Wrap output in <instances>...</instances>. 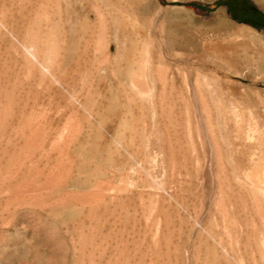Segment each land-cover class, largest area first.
Segmentation results:
<instances>
[{"label": "rangeland", "instance_id": "obj_1", "mask_svg": "<svg viewBox=\"0 0 264 264\" xmlns=\"http://www.w3.org/2000/svg\"><path fill=\"white\" fill-rule=\"evenodd\" d=\"M216 1L0 0V88L2 62L17 84L12 113L0 95V264H264L241 180L264 153V29ZM35 34L57 47L47 79L25 69ZM27 115L46 126L39 148ZM67 118L82 127L63 153L51 140Z\"/></svg>", "mask_w": 264, "mask_h": 264}, {"label": "bare ground", "instance_id": "obj_2", "mask_svg": "<svg viewBox=\"0 0 264 264\" xmlns=\"http://www.w3.org/2000/svg\"><path fill=\"white\" fill-rule=\"evenodd\" d=\"M2 18L0 17V29H2V27H4V24H5L4 20ZM98 43H100V41H98ZM57 57H58L57 47H56L55 43L53 42V40L49 39L48 37L45 38L44 41H42V44H40L39 38H38L37 34H35L32 37V39L28 43L25 44V51L23 54V58H24V65H25V69H26L27 74H31L33 71H36L35 73H37V71H38L41 74L42 78H44V79H47L48 77L50 78L54 74L53 70L55 69L54 65L57 61ZM7 63L2 62V65H3L2 69H3V73L5 75V78H6V84H4V86L0 88V95L4 96L5 100L3 102H4L5 110H7V111L9 110L12 113L13 112L12 108L15 107V105H16L14 97H15V89L17 88V84L15 82L12 83L10 81L12 79V78L10 79V71H11L10 69L12 67H10ZM143 77H144V71H141L140 74H137L135 76L134 83L136 84L138 91L141 94H146L148 91H147L145 85L143 86V84H142V78ZM46 81H48V80H46ZM1 98H2V96H1ZM29 115H31V114H29ZM29 115H27L26 116L27 119H25V122L28 124V126H30L29 130H31V134L29 133L30 137L28 136L29 139H28L27 143L30 146H34L35 148L36 147L39 148L47 140L46 126L41 121H37V120L33 121L31 118H29ZM12 116L14 117V115H12V114L10 115V117H11L10 121L11 122L14 120ZM7 118H9V117H7ZM249 120L251 121V122L249 121L250 123L248 122L249 124L254 122L253 118H249ZM0 121H3L2 118H0ZM242 121L243 120L241 118H236L237 124L241 123ZM25 122L21 121V120L17 122L18 126H19L18 131H22V128H23ZM1 123L2 122H0V124ZM61 125L62 126L59 127L60 129L56 126L59 129V132L56 134L55 138H53L51 140V144L52 145L56 144L58 146L59 143H61L62 144L61 145V151L63 153H65L66 147H68L74 141L77 131L80 129V127H82V123L76 119L67 118L63 123H61ZM48 126L55 127V126H52L51 123H48ZM254 126H255L254 123L251 124L248 128V131L246 129L247 133L246 134L243 133V134L248 138V140L249 139L250 140L256 139V141L258 140V145L262 144L264 142V140L261 136L258 135L259 137L256 136V138L253 139L255 137L256 132H257V128H255ZM210 147H212V146H210ZM217 156H218V160H219V154H217ZM257 162H258V164L255 163L256 167H253V169L250 167V169L248 168L246 170H243L242 175H241V178H242L241 180H242V183H244L245 187L247 186L246 188H249V194H248L249 196L247 199L248 200L250 199V201H251V202H249L250 207L253 209L256 216H258L260 222H262L264 225V153L262 154L260 160ZM62 168H63V166H62ZM65 171H66V169H63L59 173V177L62 176L63 173L65 174ZM220 173H221V171H220ZM220 173L217 174L218 178L221 175ZM225 180L226 179H224L223 182H226ZM220 181H221V179H220ZM223 182H221V183L223 184ZM129 185H130V182L128 180H124L123 185H120V186H115V185H113L111 183H107V182H106V184L102 183L101 185H98V189L96 191L89 193V194H86L84 196H81V200L84 202H87V203H93V202L101 199L103 197L104 192H107V191L115 192V191H118L119 189L123 190V189H125V187H127ZM224 185H225V187L227 186V184H225V183H224ZM21 186H23V185H21ZM24 187L25 186H23V188ZM26 190H27V192H29L28 189H26ZM22 191H23V189H22ZM226 197H227L226 192L223 190V188H221L220 196L217 199V206H218V210H219V213L221 215V218H222V224H223L224 228L227 229L228 227H230L231 224H235V221L233 218H230L228 213H227L228 211H227ZM244 201L241 202L240 208L242 210H244V208H246V206H249L248 203L244 202ZM263 235H264V230H263ZM263 241H264V239L261 240L262 243H263Z\"/></svg>", "mask_w": 264, "mask_h": 264}, {"label": "trees", "instance_id": "obj_3", "mask_svg": "<svg viewBox=\"0 0 264 264\" xmlns=\"http://www.w3.org/2000/svg\"><path fill=\"white\" fill-rule=\"evenodd\" d=\"M218 5H224L231 18L251 27L264 29V13L258 10L249 0H217ZM193 8H203V5L191 2Z\"/></svg>", "mask_w": 264, "mask_h": 264}, {"label": "water", "instance_id": "obj_4", "mask_svg": "<svg viewBox=\"0 0 264 264\" xmlns=\"http://www.w3.org/2000/svg\"><path fill=\"white\" fill-rule=\"evenodd\" d=\"M238 22V21H237ZM239 23H241V22H239Z\"/></svg>", "mask_w": 264, "mask_h": 264}]
</instances>
